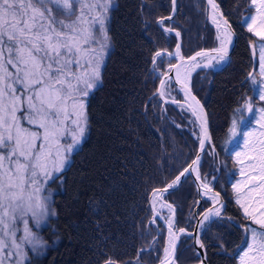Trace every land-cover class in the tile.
Instances as JSON below:
<instances>
[{
  "label": "trees",
  "instance_id": "1",
  "mask_svg": "<svg viewBox=\"0 0 264 264\" xmlns=\"http://www.w3.org/2000/svg\"><path fill=\"white\" fill-rule=\"evenodd\" d=\"M217 1L240 37L223 69L203 70L193 79L212 134L200 173L206 178L216 176L215 188L226 201L222 217L203 230L202 238L205 248L209 247L211 264H239L248 242L250 231L246 229L257 225L236 203L237 147L227 140L232 120L256 118L264 101L259 99L260 83L253 85L248 79L253 73L260 80L259 61L256 65L249 48V41L255 42L256 37H244L250 15L247 9L253 4L251 0ZM177 5L175 17L165 24L182 32L185 54L214 46L217 39L205 0H177ZM171 10V0H116L108 23L112 45L102 82L87 100V136L60 179L52 182L56 215L42 230L52 245L25 264H106L108 259L116 264H154L160 259L164 235L160 230L156 236L149 195L174 180L199 146V137L192 131L193 118L186 110L163 103L158 93L161 77L153 70L155 52L172 50L176 42L174 35L166 34L156 23ZM160 60L158 70L166 65V58L163 65ZM245 98L253 104V111L237 112ZM169 197L179 221L193 225L192 178L188 176ZM187 239L179 251L182 263L189 261L191 252L190 258L198 257L193 243L192 250L185 251Z\"/></svg>",
  "mask_w": 264,
  "mask_h": 264
},
{
  "label": "snow or ice",
  "instance_id": "2",
  "mask_svg": "<svg viewBox=\"0 0 264 264\" xmlns=\"http://www.w3.org/2000/svg\"><path fill=\"white\" fill-rule=\"evenodd\" d=\"M251 3L258 5V15L251 17L247 30L264 41V0H251ZM171 4L175 11L176 0H171ZM207 4L212 22L218 28L223 25L217 36L219 47L209 50L217 53L219 63L226 59L227 46L232 42L231 25L222 13L217 18L219 5L216 0H207ZM111 5L112 0H0V264H23L27 258L25 245L33 252L43 247L29 228V220L39 230L50 216L56 215L51 208L50 194L42 193H46L49 181L60 179L59 174L85 133L87 97L101 82V68L109 48L105 25ZM166 20L171 21L172 16L159 18L156 23L163 27ZM173 30L171 26L163 27L167 33ZM175 35L179 37L180 32ZM209 51H198L188 59L207 58ZM168 56L179 57L181 61L185 59L180 55L179 45L175 53ZM157 57L161 58V65L165 63L163 54L156 51L154 71L157 70ZM195 66L201 67V64ZM211 66L210 62L203 64L205 68ZM169 68L177 70L176 82L179 83L180 65L169 61ZM259 77L258 81L250 73L248 79L253 85L260 83L259 99L264 101V45L260 48ZM164 85L165 81L161 79V88ZM253 107L245 98L242 108L236 111L252 112ZM256 123L264 130V107L258 108ZM236 128L237 122L233 120L229 129L232 137L237 135ZM202 131L204 138L199 143L200 151H204L205 140H210L203 126ZM254 131L244 132L243 149L234 152L237 161L244 166L240 174L247 178L234 184L233 188L237 192L246 189L244 197L248 202L242 203L237 197L236 203L246 217L264 228V212L257 216L251 210L253 201L264 208V138L252 141ZM260 136L264 137V131ZM199 160L197 156L191 164L197 165ZM186 172L188 167L163 191L173 188ZM202 187L211 190L206 182ZM157 191L152 195L155 196ZM221 208L208 207L202 213L203 221L211 222L219 217ZM19 224L23 229L18 237ZM168 224L171 234V221ZM201 225L202 221H198L197 226ZM177 231L186 232L184 228ZM186 234L199 248L205 247L196 233ZM170 249H175L171 239L169 247L164 249L165 254ZM106 264L116 262L108 259ZM239 264H264V232L250 230V242L239 255Z\"/></svg>",
  "mask_w": 264,
  "mask_h": 264
},
{
  "label": "water",
  "instance_id": "3",
  "mask_svg": "<svg viewBox=\"0 0 264 264\" xmlns=\"http://www.w3.org/2000/svg\"><path fill=\"white\" fill-rule=\"evenodd\" d=\"M206 3H207V0H206ZM208 7H209L210 17H212L210 6L208 5ZM176 11H177V0H176V5H175V11L172 10V14H171L172 19H173L174 15L176 14ZM221 13L222 12L218 9L217 10V15L219 16ZM223 17L226 18L224 15H223ZM228 22L231 25V32H232L231 41L232 42H231L230 45L227 46L228 52H227V57L225 59L227 62L230 60L231 54L235 51V48H236V46H237V44L239 42L238 36L234 32L233 25L231 24V22L229 20H228ZM176 32H177L176 29H174L172 31V33H174V34ZM177 45H179V47H180V55H182L185 59L183 61H181L179 59V57H175V58L171 57L173 59L172 63L179 64L180 66H182L183 64L189 65L193 61H197V60H200V59H203L204 58V57H197L196 60H189L188 57L194 56L195 54L194 55H191V56H185L183 54L182 47H181V45H182L181 34H180L179 37H177V42H176L175 48H174V50L172 52L161 51V53L162 54L163 53H167V55L169 53H175ZM209 50H211V49H206V50H201V51H209ZM252 50H253V48H252ZM216 56H217V53H214V52H210L209 51V56L208 57H211V59L207 63H209V62L212 63V61L214 59H216ZM253 56H254V58L256 60V55H255L254 52H253ZM202 66H203V64H201V67ZM201 67H197L196 70H194L193 72L190 73V75L188 76V81H185L182 78L181 74L179 73V83H177L176 82V72H177V70L175 68H171V69L169 68V71H168V73H166V76L163 75L162 78H161L164 81H166V80H172L174 82V84L176 85L177 89L183 95L184 100H182V101L175 100V101H177L178 103H181V104H183V105H185V106H187V107H189L191 109H192V107H191L190 103H192L197 108V110H198V112L200 114V117H201V123H200V126H201V128H200L201 129V135H200V140L204 138V133L202 131V126H203V128H206L207 134L210 137V140H205L204 151H200V148L198 146L197 153H196L195 157L193 158V159H195L197 156L200 157V160H199L198 164L197 165H192L191 162H190V164L187 166L188 167V172H186L183 176H180L179 181H176V183H175V185H174L173 188H169L167 191H163V189L166 186L163 187V188H160V193L170 192V191L176 189L181 184V182L185 179V177L187 175H189V173H190V175L192 176V178L194 180V183L196 184L197 190H198V199H197V203H196V206H195V213L197 215V221H196V224H195V231L193 232V233H196L198 236H199V233H198L199 227L197 226V223H198V221H202L201 216L198 215V208H199L200 202L202 201V198L201 197H206V195L204 194V192H207L208 191V190H206V189H204L202 187V184L204 182L201 179L198 178V176H199L198 175V171H199V168H200L202 159H203V155H204L205 150L207 148V145H208L209 142L211 143V141H212L211 130H210V121H209V117H208L207 110H206L204 104L202 103V101L199 99V97L193 92L192 85H191V81H192L193 74L198 69H200ZM162 89L163 88H161V86L159 84V94L162 93ZM193 96L195 97V100L192 99ZM160 97L164 100V103H166V102L173 103L172 101L174 99L173 100L167 99L164 95H160ZM196 101H198L199 103L197 104ZM215 193L216 194L218 193L219 194L218 196L221 198V195H220V193L218 191H215ZM152 197H153V195L151 194L150 203H151L152 209L154 211V216L153 217L154 218L155 217H158L161 220H163V218L160 216V214L157 211H155V209H154V206H153V203H152ZM221 201H222L223 205L225 206V201L223 199H221ZM167 228L169 229V225H167ZM173 239H174L175 249L172 250V259H174V257H175L176 249H177V246H178V236L175 233H174ZM199 239L201 240V237L200 236H199ZM197 246L199 248V245L198 244H197ZM199 252L202 255L203 262H206L204 248L203 249L199 248ZM172 259H171V261H172Z\"/></svg>",
  "mask_w": 264,
  "mask_h": 264
},
{
  "label": "rangeland",
  "instance_id": "4",
  "mask_svg": "<svg viewBox=\"0 0 264 264\" xmlns=\"http://www.w3.org/2000/svg\"><path fill=\"white\" fill-rule=\"evenodd\" d=\"M115 2H116V0H112L111 9H112V7L115 5ZM111 9H110V11L107 13V15H108V19H107V21H106V25H105V27H106V31H107V35H108V37H109V48L107 49L106 56H105V59H104V62H103V66H102V68H101V77H102V70H103L104 64H105L106 59H107V57H108V55H109V53H110L111 45H112V44H111V43H112V42H111V35H110V33H109V30H108V23H109V19H110ZM248 23H249V20H248V22H247V25H248ZM258 75H259V73H258ZM101 82H102V79H101ZM101 82L98 83L97 87L101 84ZM97 87H96V88H97ZM96 88H95V89H96ZM95 89H93V90L90 92V95L92 94V92H93ZM90 95H89V97H90ZM89 97H87V100H88ZM86 106H87V105H86ZM249 118H250V117L245 116V117L240 118L239 120L236 119V118L233 119V120H236V122H237V128H236L237 135L234 136V137H232V136L230 135V132H229V136H228L227 143H229V144H235L236 142L239 141V142L241 143V146H240L238 149H236L235 151L243 149V139H244V135L240 136V132H241L242 127H243L244 125L248 124V123L251 125V127L248 128L246 131H250V130H253V129L255 130V131H254V135L250 138L252 141H255L256 139L264 138V137H261V136H260L261 131H264V130H262V129L260 128L259 124L256 123V119L258 118V114H257L256 118H252V119H249ZM233 120H232V123H233ZM231 127H232V124H231ZM87 133H88V123H87V127H86V130H85V133H84V135H83V137H82V139H81V143H80V144H79V145L73 150V152L70 154V156H69V158H68V163L66 164L65 168L69 165V163H70V161H71V159H72L73 153H74V152H75V151L81 146L82 142L84 141L85 137L87 136ZM235 151H234V152H235ZM235 159H236V158H235ZM236 160H237V159H236ZM242 167H244V166L241 165V164L239 163V178L236 180V182H235L234 184H236L237 182H242V181H244V180L247 178L246 176H242V175L240 174V170H241ZM212 179H213V176H209V177H208V181H209V182H211ZM245 191H246V189H244V190H242V191H240V192H237V191L235 190V192H236V200H237V197H240L242 203H247L248 201H247L246 198L244 197V192H245ZM54 192H55V190H54V188H53V186H52V181H49V184H48V186H47V188H46V193H42V195H44V194H50L51 208H53V209H54V207H53V196H54ZM255 199H256V201H258V200H259V197L257 196ZM238 205H239V204H238ZM239 207H240V205H239ZM240 209H241L242 213L244 214L243 209H242L241 207H240ZM251 210H252L257 216H259L260 212H264V208L260 207V205H259L258 203H256L255 201L252 202V208H251ZM244 215H245V214H244ZM53 217H54V216H50L49 219H48V221H47V223H46L45 225H43L42 227H40L39 230H37V229L33 226L32 221L29 220V228L32 230V232H33L35 238L38 240V242H39L41 245H43V247H42V248H38V250H37L36 252H33V251L30 250V246H29V245H25V251L27 252V258L24 260L23 264H25V263H26V262H27L32 256H41V255L45 254L46 251H47V249L52 245L51 242H49V241L45 238V236H44L43 233H42V230H43V229H44V228L50 223V220H51V218H53ZM250 220H251V219H250ZM252 222H253V221H252ZM254 224H255V223H254ZM256 225H257V224H256ZM19 227H20L21 231L17 233V236H18V237L22 234L23 225H22V224H19ZM251 229H256V230L259 231V232H264V228H261L259 225H257V227H251L250 230H251ZM249 242H250V239H249ZM241 255H242V253H241Z\"/></svg>",
  "mask_w": 264,
  "mask_h": 264
},
{
  "label": "flooded vegetation",
  "instance_id": "5",
  "mask_svg": "<svg viewBox=\"0 0 264 264\" xmlns=\"http://www.w3.org/2000/svg\"><path fill=\"white\" fill-rule=\"evenodd\" d=\"M257 7H258V5L253 4V5H251V6L247 9V11L250 13V15H249V23H251V17H255V16L258 15L257 10H256ZM223 13H224V12H223ZM224 15H225V13H224ZM249 23H248V24H249ZM232 24H233V23H232ZM233 26H234V25H233ZM247 26H248V25H247ZM234 28H235L236 33L239 35V32H238L237 27L234 26ZM246 30H247V27H246ZM250 34H252V33H250V32L247 30V32L244 34V37L247 38V36H249ZM239 37H240V36H239ZM255 37H256V36H255ZM255 40H256V42H254V41H250V43L253 44L254 48H256L257 52L260 54V48H261V45H264V41H261V40L259 39V37H256ZM249 48H250V47H249ZM170 201H172V200L170 199ZM208 205H209V202H208V201H204V202H203V205H202V209L206 208ZM188 226H190V224H187V227H188ZM190 229H193V226H192V225H191V228H190ZM164 242H165V239H164ZM190 243H192V238L187 239V241H186V243H185V246H186L185 251L188 250V249H191V250H192ZM181 246H182V245H181ZM180 248H181V247H179L178 254H177V261H178V264H201V259H200V256H199V255H198L197 258H190V256L193 255L192 252L189 254V261H188V262H183V263L180 262V261H179V257H178V256H179ZM194 249H195V248H194ZM205 251H206V255H207V262L209 261L208 264H211V263H210V257H211V255H210V252H209V247L206 246ZM196 254H197V252H196ZM187 255H188V252H187ZM208 258H209V259H208ZM138 264H142V263L139 261ZM206 264H207V263H206Z\"/></svg>",
  "mask_w": 264,
  "mask_h": 264
}]
</instances>
